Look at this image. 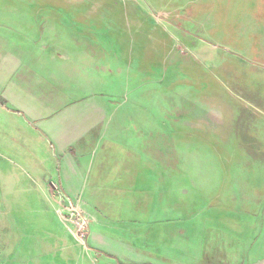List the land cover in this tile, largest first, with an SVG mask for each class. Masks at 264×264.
<instances>
[{"label": "rangeland", "instance_id": "rangeland-1", "mask_svg": "<svg viewBox=\"0 0 264 264\" xmlns=\"http://www.w3.org/2000/svg\"><path fill=\"white\" fill-rule=\"evenodd\" d=\"M0 17L69 71L33 92L107 111L78 145L85 245L50 185L59 154L35 129L1 127L0 264H125L128 248L178 264L198 239L213 264L264 245V0H0ZM78 50L96 57L89 71Z\"/></svg>", "mask_w": 264, "mask_h": 264}, {"label": "crops", "instance_id": "crops-1", "mask_svg": "<svg viewBox=\"0 0 264 264\" xmlns=\"http://www.w3.org/2000/svg\"><path fill=\"white\" fill-rule=\"evenodd\" d=\"M16 9L18 8L14 7L12 10ZM30 22V19L23 18V25ZM8 26L15 27L16 22L10 21V19L7 21L0 17V27ZM30 38L17 37L7 31L0 30V131H3L1 130L3 126L11 127L12 124L17 123L28 126L31 131L35 129L34 131L43 135L50 146L54 148V151L61 157H56L53 164V171L57 176L54 179L55 181L50 182V185L52 188L58 189L57 192L53 190V193L67 200L76 201L83 195L86 164L88 163V158H86L87 161L80 159L81 155L86 154L78 152V145L89 133L105 123L107 111L105 105L98 104L91 99L87 100L88 102L68 106L66 109H63L64 107L62 108L61 105V107L58 105L59 107L56 108L57 104L55 102L58 98L56 84L60 83V86H62L63 82L60 78L61 76H67L69 71L65 70L66 67L64 68L62 59H60L62 64H58L56 68L54 67L51 70L47 64L49 59L47 58V51L32 45L35 40H30ZM28 44L30 45V51H24L23 48L26 49ZM55 47L58 48V46ZM77 55L79 59L81 58L84 61L78 63V67H83L84 71H89L91 66L96 63V57L90 51L78 50ZM108 61L109 58L105 56V59L98 64V69L103 74L107 70L106 66L109 65ZM67 67L73 68L72 66ZM76 69L81 73L80 68L76 67ZM41 75L43 77L47 75L60 77L59 80H56V77L44 79ZM35 78L45 82L46 90H48L47 84L49 82H51V88H54V85L56 86L54 88L56 93H53L54 90L51 92L52 98L56 97V100H51L47 94L43 96L33 92ZM37 87L42 88V86ZM59 98H61L60 95ZM199 241V244H201L202 241L198 239L197 242ZM197 242L190 243L192 248H189L188 245H184L183 250L171 248L176 252L173 257L174 260L178 264H212L205 258L207 247L204 249L200 245L195 246ZM109 247L112 249V246ZM246 248V246H244V249L239 247L241 250L232 251V256L225 252L218 254L214 257L215 262L213 264H264V245H250L247 249L248 253L245 255ZM119 250L125 251L122 247ZM130 251L132 250L128 248L126 249L128 253L122 255L127 260H131L125 264H156L150 258L147 260L141 258V260L139 258L133 260V253ZM183 251H185V254L192 253L191 259H187L189 261L187 263H183ZM198 252H200L199 255Z\"/></svg>", "mask_w": 264, "mask_h": 264}, {"label": "built area", "instance_id": "built-area-1", "mask_svg": "<svg viewBox=\"0 0 264 264\" xmlns=\"http://www.w3.org/2000/svg\"><path fill=\"white\" fill-rule=\"evenodd\" d=\"M61 202L64 204L61 211L64 213L65 222L72 225L75 230V237L85 245L86 229H88L90 222L89 216L82 210L79 201L75 202L61 198Z\"/></svg>", "mask_w": 264, "mask_h": 264}]
</instances>
